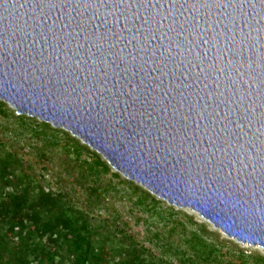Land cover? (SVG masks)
<instances>
[{"label":"water","instance_id":"1","mask_svg":"<svg viewBox=\"0 0 264 264\" xmlns=\"http://www.w3.org/2000/svg\"><path fill=\"white\" fill-rule=\"evenodd\" d=\"M0 101L264 249V0H0Z\"/></svg>","mask_w":264,"mask_h":264},{"label":"rangeland","instance_id":"2","mask_svg":"<svg viewBox=\"0 0 264 264\" xmlns=\"http://www.w3.org/2000/svg\"><path fill=\"white\" fill-rule=\"evenodd\" d=\"M60 131L51 133L36 124L25 126L0 116V146L16 153L38 184L87 212L92 226L108 225L124 243L132 242L145 250L143 256L165 264L263 263L262 247L234 240L195 211L151 195ZM98 162L108 169L95 176L89 166L101 172Z\"/></svg>","mask_w":264,"mask_h":264},{"label":"trees","instance_id":"3","mask_svg":"<svg viewBox=\"0 0 264 264\" xmlns=\"http://www.w3.org/2000/svg\"><path fill=\"white\" fill-rule=\"evenodd\" d=\"M0 116L62 132L35 118L14 115L1 101ZM98 166L101 172L89 166L95 176L108 169L104 163ZM124 241L106 224L92 226L87 212L38 184L22 159L0 146V264H165Z\"/></svg>","mask_w":264,"mask_h":264}]
</instances>
